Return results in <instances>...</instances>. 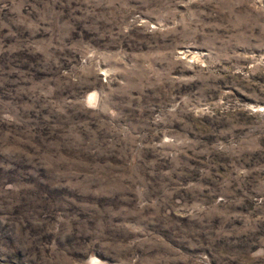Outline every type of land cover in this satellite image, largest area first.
Instances as JSON below:
<instances>
[{
	"label": "rangeland",
	"instance_id": "rangeland-1",
	"mask_svg": "<svg viewBox=\"0 0 264 264\" xmlns=\"http://www.w3.org/2000/svg\"><path fill=\"white\" fill-rule=\"evenodd\" d=\"M92 259L264 264V0H0V264Z\"/></svg>",
	"mask_w": 264,
	"mask_h": 264
},
{
	"label": "bare ground",
	"instance_id": "bare-ground-1",
	"mask_svg": "<svg viewBox=\"0 0 264 264\" xmlns=\"http://www.w3.org/2000/svg\"><path fill=\"white\" fill-rule=\"evenodd\" d=\"M97 262H98V260H96ZM96 261H94L93 259H92V261H91V263L92 264H98ZM100 262V261H99Z\"/></svg>",
	"mask_w": 264,
	"mask_h": 264
}]
</instances>
